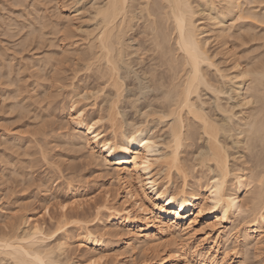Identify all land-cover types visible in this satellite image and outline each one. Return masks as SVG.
Instances as JSON below:
<instances>
[{"label": "bare ground", "instance_id": "6f19581e", "mask_svg": "<svg viewBox=\"0 0 264 264\" xmlns=\"http://www.w3.org/2000/svg\"><path fill=\"white\" fill-rule=\"evenodd\" d=\"M15 1L17 3L20 2V5L23 4V0ZM33 1L30 5L31 7L35 3ZM208 1L195 0V5H193V0H96L93 12V19L96 20V24L90 32L88 31L85 34V38L83 37L82 47L79 44L81 49H77V52L79 50L81 52H78L80 54H74L78 56H73V61L76 67L79 68L80 65L82 66L81 70L84 69L83 71H88L93 75L95 87H98V91L109 98L107 99L106 115L104 116V122L107 125H97L98 121L101 122L104 118L102 115L97 120H85L82 114L83 110L74 107V102L76 101L74 100V102H71L70 111L65 115L66 122L73 127V131L68 132L67 139L76 151L84 148L89 159L99 160L98 164L102 165L104 170L113 171L114 177L112 175L108 179L111 180L112 178L116 181L115 184L118 186V191L112 190V187H107L104 190L103 202H99L101 204L93 202L94 217L92 216L91 220H89L90 224L88 223L89 221H75L79 226L77 228L78 232H73L71 229L66 228L69 223L74 221H67V212L64 210L65 205H62L64 211L62 210V216L56 222V228L51 231L48 230L50 232L43 229L37 220L29 221L30 217L25 220L24 223H27V227L22 232L18 231L19 228L6 224L9 227L8 230L5 231L3 229L0 232V264L6 259L7 263L9 260L12 264H64V260L62 261L59 257V260L55 258L56 254L54 252L57 251L58 254L64 255L67 249L74 244L76 247L82 246L91 250L88 255L85 254L84 258L79 257L78 259L70 260L69 263L67 261L65 264H97L102 259V254L97 251L98 249L101 252L105 251L102 247L106 243L114 242L117 247L116 250H119L122 244L118 243L122 241H125V244L131 250L138 247L144 255L148 253L146 251L151 252V255L156 257L153 264H228L229 255L232 254L235 246H227L220 251L219 258L221 259L217 261L218 259L214 257L217 255L218 247L213 246L218 241H221L219 240L220 238L214 237L211 243L212 238H210L208 230L212 228L200 233L202 228L197 227V222L199 221L202 224L210 218L215 223H222L227 221L230 216L235 215L243 217H240L242 219L240 221V229L232 237L224 236V241L230 239L234 242L239 239L243 246L257 244L262 241L264 237V50L262 51L263 54L262 52L260 54H251L253 52L256 53L257 50L255 51V49L257 47H262V42H260V46L258 44L254 45L257 47L253 52H251L253 48L250 46L251 55L248 54L249 51H247L248 55L245 52V57L248 56L249 60L243 64L240 58L241 52L236 57V50H234L238 48L237 46H242L252 40H261V33L254 32L256 28H254L253 24L258 23V20L254 22V19L249 17L250 15L252 17L255 16V18L258 17L264 23V15L258 13L259 11H256L257 13L254 12L257 8L251 7L252 5L250 4L252 1L253 5L258 1L261 3V1L254 2L256 0H249L250 2H248L251 6L247 7L245 5L247 7L245 9L246 12H244V8L240 7L241 3H239V0H220L219 2L222 1L223 4L220 7L218 6L219 8H216L214 4L209 7ZM201 2L204 3L202 5L209 10V13H206L207 23L200 24L201 26L199 27L196 25L195 16L198 15L197 10L199 8L197 9V7ZM45 3H47V0ZM49 3L47 6H49ZM43 5V9L46 10V5ZM31 7H29L30 9L26 15L33 14L31 17L38 18V20L35 21V19L30 17L25 22L23 21L24 23H21L19 28H27L26 36L28 38L25 36L17 44L21 45L22 48H18L21 51L26 49L33 39L36 40V49H38L37 47L41 48L40 45H43L44 49L47 46L45 51L39 52V57L37 55V58H34L35 60L32 59L33 57L30 58V61L33 60V64L32 62H29L31 64L28 63V68L31 65L36 68L38 78L43 77L42 81H37L39 87L34 90L35 95L39 93L47 94L52 91V88H60L58 86L61 80L59 78V68L55 69V67L59 66H57L58 63H55L58 61L57 55L62 54L66 49L64 45L56 43V38L57 40L62 39V35L65 32H60L61 24L63 23L59 15H57L59 13L56 12V15L53 13L55 19L52 20L49 16V18H46V15H41L35 4ZM53 8L56 9L58 7H52V11ZM252 8H254L253 11H251ZM55 9L54 11L60 10ZM40 10L42 9L40 8ZM239 11H241V15ZM242 11L245 14L248 13L247 15L249 16L246 17H249L254 22L253 24L247 21V23L245 22L242 25L246 20L243 22L241 20L246 18L245 16L242 17ZM44 16L46 17L44 18ZM238 18L241 23L240 21L236 23ZM46 19H49L50 23ZM139 20L142 22L137 25ZM15 22L17 23V19ZM11 24L13 27L14 23L12 22ZM207 25L210 26V31L214 32L217 42L219 38L222 39V45L225 46L224 50H226L225 53L235 55L236 58L231 66L234 70L232 78H236L238 81L231 78L229 75L231 73L228 72L229 74H227L224 71L225 69L221 68V70L220 67H217L218 64L215 66L216 63L210 58L212 55L209 54L211 51L207 52V39L202 36L205 31H209L207 28L209 26ZM11 26L8 27L12 28ZM134 26L141 29L140 33L143 36L137 40V33L136 36L134 35L137 37L135 40L138 41V44H136L137 48H135L141 51L136 53L134 50L133 53H136V58L141 60L143 57L141 55L144 54L143 51L145 53L149 52L146 59L150 60V64L148 68H143L140 73H143V77L149 74V83H147L151 84L157 91L154 94V99L157 103L151 100H147L146 103L144 101V109L146 111L149 106H151L150 108L153 107L152 114H156L159 110L158 120L163 123L166 121L167 125V130L163 134L164 138L162 134L158 135L160 129L157 132H153V126L150 127L149 124L151 123L148 124L147 121H130L128 125H125L121 118L120 109L122 107L120 104L123 103L121 99H123L122 96L125 90V78L134 75L138 83L140 82L138 69L136 70L134 68L135 65L133 67L130 61L132 51H129V49L131 45L126 40V36L129 33L130 35L132 34L131 31L134 30ZM8 29L5 31L7 34L10 32L8 35L9 38L10 36L12 38L14 34L11 29H9L10 31ZM5 31H3V34H5ZM133 32L135 34V31ZM213 32H211L212 35ZM256 35L260 37L257 38ZM131 39L134 41L133 38ZM6 49L8 47L5 49L0 47L1 63L2 58L6 56ZM8 56L7 58H9ZM242 56L244 57V55ZM21 58L23 60L25 57L22 56ZM10 61L12 62L13 60ZM13 63L6 65L7 68H4V71L2 68L3 63L0 64V70L4 72H1L2 75L7 77L2 76V79L5 78L3 80L5 82L2 81V83L5 84L7 82L6 85L11 86L10 88L5 86V88L3 84L1 85L3 87L0 88V97L11 98L6 105L7 107L5 105V108L2 106L5 111L7 108L11 109V111H16L17 117H15L16 115L14 117L17 119L19 117L20 122L23 120V124H27L28 127V124L31 126L32 122L30 123V120L32 121V117L37 115L34 111L36 107H31L30 105L32 104L27 102L28 95L26 98H22L23 95L20 96V93H24L23 91L26 88L24 90L19 88V86L22 87L20 83L17 84L16 89L12 86L20 78L16 79V75L14 77L15 82L13 77H10L14 70ZM14 64L22 66L19 63ZM28 64L26 63L25 65ZM54 64L56 65L55 67ZM205 65L208 68L209 66H214V73H217L215 76H218H216L217 79L213 78L214 82L208 77L207 69L205 70L207 66L205 67ZM18 67L15 68V71ZM23 67H20V70L17 69L16 72L19 73L20 71L21 73ZM78 70L80 71V68ZM55 71H58V74H55ZM71 71L78 73L77 70L75 72L71 69ZM50 72L51 74H49ZM20 73L18 76H22ZM224 79L228 82L231 81L230 89L232 92L238 96L243 95L241 101L244 100V104H250V100L252 101L251 105H254H250V110L247 113L245 112L244 114V111L240 110L239 112L243 111L242 115L237 116L232 110L234 106L230 107V103H227L228 106L224 104L231 97L228 94V99L225 102V98L223 100L220 97V94L225 96L227 93H225L223 88L224 86L227 88V82H221ZM32 80L34 81V79ZM17 88H19V93H17ZM142 88L138 86L137 93H134L135 96L131 100L133 107L135 106V101L139 99L138 94L141 95V91L145 89ZM203 89L210 90L214 95V110H218V113L222 114V116L220 115L222 117L220 118L222 119L221 121H217L215 119L216 116H213L214 111H212L213 113L211 112L213 107L209 112L212 115L203 108L202 104H206L201 99V95H204L201 94ZM241 89H243V93H240ZM53 91H56V89ZM53 91L52 93H54ZM48 96L45 98H48ZM4 97L0 100L6 104L7 102L4 101H8V99ZM80 97L78 95V98ZM18 98H20V101ZM78 98L77 100H79ZM42 99H44L43 96ZM154 107L157 109L156 113H154ZM33 111L35 115L32 113ZM31 113L33 116L30 115ZM148 113L149 111L141 114H146L145 116H147ZM8 128L4 130L7 131ZM10 131L12 132L9 128L8 134L7 132L0 133V157L6 156L3 161L4 163H13L9 164L11 167L12 165L15 166L14 160L8 158L4 152L13 147L18 148L17 144H21V141H19L18 138L20 137L18 136H9ZM235 131H237V134L234 133ZM32 134H34L33 131ZM226 138L237 141L236 152H231L234 149L231 145L235 142L229 145ZM195 139L196 141L198 139L203 140L204 144L199 146L197 143L196 152L194 155L192 153L190 158L182 157V149L186 148L187 145L190 146V143L194 142ZM23 149V152H20L22 154L25 151V148ZM26 152L24 155L27 154ZM229 152H231V155ZM44 153L42 152V157ZM43 158L45 159V157ZM4 167L2 165L3 169ZM190 173L192 175H194L193 173H199V175L204 173V175L203 177L199 175V177H195L197 176L196 174L192 176V180L190 179ZM247 193L250 196H247ZM244 194H247L245 196L248 198H244ZM245 199H248L247 202H244L246 201ZM79 208L81 210L82 206L74 207L73 205L69 210L72 211V215L77 216ZM70 211L68 213L71 214ZM102 215H104V218ZM97 221L99 222V229H101L99 230L100 232L92 228ZM90 225L92 226L90 227ZM215 231L217 230L215 229ZM219 231L221 232L222 230ZM55 233H58L57 237H55V243L53 245L47 244L48 238ZM193 236L195 237L193 245H187L188 243H181V241L177 240L189 239ZM106 237H117V239L107 242ZM204 244L207 245L205 246ZM54 254L55 257L53 256ZM134 264H140V262Z\"/></svg>", "mask_w": 264, "mask_h": 264}, {"label": "rangeland", "instance_id": "374dc122", "mask_svg": "<svg viewBox=\"0 0 264 264\" xmlns=\"http://www.w3.org/2000/svg\"><path fill=\"white\" fill-rule=\"evenodd\" d=\"M45 1L46 0H36V1L34 0L33 2H35V3H33L32 7L35 4L37 9H39V12L41 13V15L44 14L47 16V17L44 16V18L50 17V19H52V20H54L55 19L54 16L57 13H59L57 15H59V18L62 20L61 22L63 23V24H61V31L60 32H65V33H64V35H62L63 33L61 34L63 36L62 39L57 40V38H56V43L58 42L62 46L64 45V48L66 50L62 54L57 55L59 62L57 61L55 64L58 63L57 66H59V67H55L56 65L54 64L55 69L59 68V70H58L59 76H60L59 78L61 80H60L59 85H58V83H57V85L60 88L56 87L55 88L56 91H53L55 89L52 88L51 90L54 93H52V91H51V92H48L47 94L39 93V94L35 95L34 90L37 87H39V85H37V81L38 82L42 81L43 77L38 78L39 76H37V74H36V68H34L33 65H31V67H29V68H28V66H29V64H31L29 62H32V64H33V60L30 61L31 60L30 58L31 57H33L32 59H34L35 57L37 58V55L39 57V52L42 53L43 50L45 51L47 46L44 49V46L40 45L41 48L37 47L38 49L39 48L40 49L39 50L36 49L35 47L37 45H35L36 40H34V39H33V41L31 40V42H30L31 44L28 47L26 46L27 48L22 50V51L20 50L22 48L21 45H18L20 43V41H22L25 38L26 30H27L26 27H24L22 29L19 28V27H21V23H24L27 18H30L31 16H33V14L32 15H26V13L28 14L27 11L30 9L29 7H31L30 5L32 4V0H23L22 1L23 4H21V5H20V2L17 3V1L14 2V0H0V47H4V49L8 47V49H6L7 51H5L6 56L2 58L3 60H1L3 63V65H2L3 71H4V68L5 69L7 68L6 65H8L9 63L14 62V63L22 64V66L18 65V64H14V63L12 64L14 70L12 72L13 74L12 73L10 74V77L12 76L13 80L15 82H16V80L14 77H16V75H17L16 79L19 77L20 78L22 77L21 80L19 78L20 81L17 80L18 82L15 83L16 86L13 83H12L13 84L12 86L16 89V87L18 86L17 84L20 83L22 87L19 86V88H21L22 90H24L26 88L23 91L26 96L24 95V93H20L21 95L20 94L19 95L20 96L23 95L22 98H26L28 95L27 102H30L32 104L30 106L31 107L35 106L37 109H39V110H37L35 108V110H34L35 113L37 114L36 116L38 118L36 116H33L34 111L32 112L33 114L32 113L30 114L31 116H33L35 118L33 121V117H32V121L30 120V123L32 122L31 126H29V124H28V127H27V124L26 125L23 124V120H21V122H20L19 117H18V119L15 118V117H17V113L15 114L16 111L15 112L11 111V109L9 110L8 108L6 109V111L4 110L5 106L8 104L9 100H11V98L9 99V97L6 98V96L5 97L2 96L5 99H8V101H4L5 99L3 98L4 99L3 101L7 102L6 104L3 103L2 100H0V130H1L0 133L2 134V133L7 132V134H8V131L10 128V130H12V132L11 131L9 132V134H10L9 136H12V135L14 137L18 136V137H20V138H18L19 141H21L20 142L21 144H17L18 145V148L16 147L17 149L15 147H13L12 149L5 150V152H4L8 158H12V160H14L15 166L12 165L10 167L9 164L11 162L10 163L9 162L4 163L3 159L6 156L0 157V159H1L0 162L3 161L2 163H4V164L0 163L1 164V166H0V170H1L0 171V232H2L3 229L5 231L8 230L9 224H10V226L12 225L14 228L15 227L19 228L18 231L22 232L24 230V228L26 229V227H27V223H24L25 220H27V217H30L29 221L37 220V222L39 224H41L43 229H45L47 232H50L52 229L56 228L55 227V226H57L56 222L58 221V219H60L64 210H66V212H67V216H66L67 221L68 222L74 221L72 223H69L66 228L71 229L73 232H78L77 228L79 226H78V224L75 223V221L79 220L78 222H82V221L88 222L89 220H91V218L94 214L93 213L94 212L93 211L94 210L93 202L94 203L97 202L96 204H101L103 202L102 200L104 199V190L107 187H112V190L118 191V188H117L118 186H117V184H115L116 181L112 178H111V180L108 179V177H110L112 175L114 177L113 171L112 170H109V171L104 170L102 165L98 164L99 160L89 159L87 156L86 150L84 148L83 149H81V148L77 149V151H76V149L73 146H71V144H69L70 142L67 139V134H68V132L73 131V127L71 124L66 122L65 115H67V113L70 111L71 102H74V100H76V101L74 102L75 106H74V104H73V106L77 109L83 110L82 114L84 115V118L87 121L90 119L97 120L100 117H102V116L104 117L106 115V105L108 103L107 99H109V98H107V96L103 95L100 91H98V87H95L93 75L88 71H83L84 69L81 70L82 66H80V65H79V68H80V71H79L78 70L79 68L74 65V61H73V56H78V55H74V54H77L79 51L81 52V50H79L77 52V49H81L82 44L84 42L85 34L88 31L90 32L96 24V22H95L96 20L93 19V12H94V6L96 4V0H51V1L47 0V3H45ZM194 1L195 0H193V5H195ZM207 1L208 0H206V2ZM219 1L220 0H217V1L216 0H209L207 4L209 5V7H211L214 4V5H216L215 6L216 8H219L223 4L222 1L221 2H219ZM248 1L249 0H239V3H241L240 7L244 8V12H246L245 9L248 6L250 7L252 5L251 7H254V8L256 7L257 9L254 10V8H252L251 11H253V10H254V12L259 11L258 13H260L261 15H264V0L263 1L260 0L261 3L258 0L254 1V2L258 1L257 3H254L255 5H253L252 0H251L252 2L249 1L251 5L249 4ZM42 2H44V3H42ZM214 2H216V3H214ZM48 3H49V6H47ZM43 4L46 5V7H47V9L45 8L46 10L43 9V6H44ZM202 4L204 5V3L201 2L200 5H198V7H197V9L199 8L197 10L198 15L195 14V15H197V16H195V18L197 20L196 25H198L199 27L201 25L207 23V14L206 13H209L208 12L209 10L205 9V6H203ZM55 5H57V6H55ZM52 7H58V8H56V9L53 8V11H52ZM40 8L42 10H40ZM19 9L22 11H20ZM54 9L55 10L60 9V10L54 11ZM239 10H241V9H239ZM244 12L242 14V17L249 16V15H247L248 13L245 14ZM239 13L241 15V11H239ZM23 14H25V15H23ZM205 14H206V16H205ZM249 17H251V19L253 18L254 22H256V20H258L257 22L259 23V21H260L258 19V17L255 18V16L252 17V15H250ZM31 18H33V17H31ZM248 18L247 17L242 18V19L240 18L242 20V22L246 19L242 23V25H244L245 22L247 23V21L248 22L250 21V24L254 23L253 21L250 20V18L248 20ZM16 19H17V23L15 22ZM33 19H35V21L38 20V18H33ZM48 20L46 19V21H48ZM239 21L240 20L238 18L236 23H239ZM12 22L14 23L13 27L11 26ZM140 22H142V21L139 20L137 25L140 24ZM49 23H50V20H49ZM240 23H241V21H240ZM258 23L253 24L255 26L254 28H256L254 30V32H256V33L258 32V34L261 33L263 35L262 36L260 34V36H261L260 39L262 41L260 39H258L260 41L252 40L253 42L250 41L246 44H243L242 46L239 45L240 47L237 46L238 48L234 49L237 51V52L235 51L236 57H238V55L241 54L240 58L242 61L240 59L239 60L242 62V64L244 62L246 63L247 60H249L248 56L245 57V52H246V55H248V54L251 55V54H257V53L260 54V52H262L264 50V23H262V21H260L259 24ZM5 26H7L6 29H5ZM8 26H11L13 29L8 27ZM207 26H209V25H207ZM8 28L11 29V32H13V34H14L12 36V38H11V36L9 38L8 34L10 32H8V34H7L5 31ZM135 28H136V26H134V30H133V31H135V34L133 31H131L133 36H132V34L130 35V33H129L127 36L130 40L127 38V36H126V40L128 42H130L131 48L129 49V51L130 50L132 51V54L130 55V58H131L130 61H131V64H133V67L135 65L134 68L136 70L138 69L137 72H139L138 75L140 77L139 78L140 82L138 83V81L134 78L135 77L134 75L133 76L130 75L129 78L128 77L125 78V90H124L123 96H122L124 100L121 99L123 101V103L121 102L122 104H120L122 107L120 109L121 118L124 121L125 125L126 124L128 125V123L130 121L131 122H135V121L136 122L137 121H139V122L144 121L145 122V121H147L148 124L151 123V124H149L150 127L153 126L152 127L153 132L154 131L157 132V130L160 129V131H159L160 134L158 133V135H161V134L163 135L164 132L167 130L166 129L167 125H166V121H164V123H163V122L158 120L159 110L157 112V109H155V107H154V113H156V112L157 113L152 114L153 107L150 108L151 106H149L148 108H146V111L148 110L150 114L148 113L147 116H145L146 114H141V113H147L148 112V111L146 112L144 109L145 108L144 107V101L146 103L147 100L148 101L151 100L154 103H157L154 99L155 98L154 94H156L157 91L153 88V86H151V84H148L149 83V74L145 75V77H146L145 78L142 76L143 73L142 74L140 73L143 71V68L144 69L148 68V66L150 64V60L148 58L146 59L147 55H149L148 54L149 52L145 53L144 51H143L144 54L141 53L142 54L141 57L143 56L141 58V60H140V58H136V56H137L136 53L141 51V50H139V49L136 50V48H137L136 44H138L137 43L138 41L135 40V38H137L135 36L137 33V36H138L137 40H139L140 37L142 38L143 34L141 35V33H140L141 29H139V28L135 29ZM207 28L209 31H205V34L202 33L203 34L202 36L207 39V43H208V44H206L207 52L211 51L209 53L210 55H212L210 58H212V61L214 63H216L215 66L218 64L217 67H220V69L222 68L223 70L225 69L224 70L225 73L226 72H227V74L231 73L229 75L232 78L234 70L232 69L231 66L233 65L232 62H234V59L236 57L234 54H230L227 52L225 53L226 50H224L225 46L222 45V39L219 38L218 42H217V38H215L214 32L210 31L211 30L210 26ZM137 29H138V31H137ZM3 31H5V34H3ZM211 32H213V35ZM260 36H258V37H260ZM26 37L28 38V36H26ZM256 37H257V35H256ZM5 38H7V39H5ZM8 38H9V40H8ZM131 38H133L134 41H132ZM62 40H64V41H62ZM82 40H83V42H82ZM46 42H48V41H46ZM260 42H262V44ZM13 44H14V46H13ZM79 44L81 45V47L79 46ZM255 44H258V46H260L259 44H261L262 47L259 48L257 46H254ZM33 45H35V46H33ZM134 45H136V46H134ZM245 45H246V47H245ZM42 46H43V48H42ZM133 46H134V49H133ZM220 46H222V47H220ZM250 46H252L253 49H251ZM256 47L259 49V51ZM18 48H20V49H18ZM35 49L38 51L36 52ZM246 49H248V50H246ZM254 49H255V51L257 50L256 53L253 52ZM134 50L136 53H133ZM247 51H249L248 54H247ZM250 51L253 53L250 54ZM263 52H262V54H263ZM238 53H240V54H238ZM78 54H80V53H78ZM227 54H229V55H227ZM7 55H9L8 56L9 58H7ZM242 55H244L245 59ZM22 56L25 57V58H23V60H21ZM10 57H12V58H10ZM9 59L13 60V61L11 62ZM142 59H144L145 61ZM132 60H134V61L132 62ZM25 62L27 64L28 63L29 64L25 65L26 64ZM2 63L0 62V64H2ZM48 64H50V63H48ZM206 66L207 65H205V67ZM16 67H18L17 69H19V70H20V67H23L21 69V73L18 70L19 73L22 74V76L21 75L18 76L19 73L16 72L17 69L15 71ZM47 67H49V66L47 65ZM73 67H75V68H73ZM213 67L214 66H209V68H208V66H207L205 68V70L207 69L206 73H207L208 77L210 79H212L214 82V79L215 78L217 79L218 76L217 75H216L217 77L215 76V74H217V73H214L215 68H213ZM71 69H73L74 71L77 70L78 73L77 74L74 73L73 71H71ZM227 69H228V71H227ZM3 71L0 70V88H2L3 86L4 87L8 86V85H6L7 82L5 84L2 83V81L5 79V78L2 79V76L6 77L5 75H2L1 72H3ZM58 71L57 72L55 71V74H58ZM53 72H54V70H53ZM14 73H15V76H14ZM49 74H51V72ZM72 75H73V77L75 76L74 77L75 79L72 77ZM32 79H34V81ZM232 79H234V78H232ZM234 80L238 81L236 78ZM222 81H224L225 83L227 82L226 83L227 88H226V86L223 87L225 90V93L226 92L227 93L225 94V96H224V94H220V97H222L223 100L225 98V100H224V102H225L228 99V94L231 96L229 98V100H227L224 104L226 105L227 103L228 104L230 103L231 104V105L229 104L230 107L234 106L232 110H233V112L236 113L237 116H239V115L241 116L242 115L241 113L243 111H244V114H245V112L247 113L250 110V107L254 105V104L251 105L252 101L250 100V104L249 103L247 105L244 104L245 101L244 100L241 101V99H243L242 98L243 95L242 96L240 95L241 96L240 97V96L236 95L234 92H232V90L230 89V86L232 84L231 81L228 82V81H225V79L221 80V82ZM3 82H5V81H3ZM32 83H34V84L32 85ZM146 83H147V86H146L147 89L145 87ZM2 84H3V86L1 87ZM143 84H144V86H142ZM34 85H35V87H34ZM138 86H141V87H143L142 89H144V88L145 89L141 91V93H142L141 95L138 94L139 95L138 96L139 99L137 100L138 102L135 101V106L133 107L131 100L135 96L134 93H137V87ZM8 87L10 88L11 86L9 85ZM19 88H17V91ZM149 88H151V89H149ZM57 89H59V90H57ZM30 90H31V92H30ZM229 90H230V92H229ZM242 90L243 89H241L240 93L241 92L243 93ZM17 93H19V91ZM77 94L79 95V97L80 96L81 97L78 98ZM201 94H204L203 96L201 95V99L204 101V103H206V104H202L205 111L208 110L207 112L209 113L210 109H212V107H213V110H211V112L214 111V113L212 112L213 116L217 117V118L215 117V119H217V121H219V120L221 121L222 119H220V118H222L221 117L222 114H220V112L218 113V110H216V111L214 110L215 109V106H214L215 103L213 101H214L215 97H213L214 95L212 94V92L210 90H207V89L204 90L203 89ZM0 96H1V94H0ZM42 96L45 100L42 99ZM47 96H48V98H45ZM2 97H0V99H2ZM233 97H236V98H233ZM77 98L79 100H77ZM145 98H147V99L145 100ZM18 99L20 101V98H18ZM39 100H40V102H38ZM106 100H107V102H106ZM205 100H206V102H205ZM101 102L102 103L104 102V103L102 104ZM233 102H235V103H233ZM241 102H243L242 103L243 107L241 106ZM207 103H209V104H207ZM228 104H227V106H228ZM232 104H234V105H232ZM2 105L3 106L5 105L4 108ZM235 105H237V106H235ZM238 106H241L242 108L238 107ZM102 107H104L105 109ZM41 110H42V112H41ZM240 110H243V111L239 112ZM7 112L8 113L14 112V113L8 114ZM40 112H41V114H40ZM212 113H209V114L212 115ZM38 115H40V116H38ZM8 116H9V118H8ZM9 119H12V120H9ZM13 120H16V121H13ZM18 120H19V122H17ZM140 120H142V121H140ZM104 121H105V117L102 119L101 122L98 121L97 125H99V126L101 124H104L102 126L107 125ZM35 123H37V124H35ZM9 125H11L12 127ZM5 127L6 128L9 127L7 131L4 130V129H6ZM12 128L15 130H13ZM33 129L36 130L37 132L34 131ZM2 130H4V132H2ZM32 131L34 134H32ZM16 132H18V133H16ZM234 133L237 134V131H235ZM162 137L164 138L165 136L163 135ZM234 137H236V136H234ZM226 139H227V142H229V145H231L232 143L235 142L234 143L235 145L234 144L231 145L232 148H234V149L232 151L231 150L230 151L232 153H233V151L236 152L235 150H237V146H238V144L236 146L237 141L236 140L233 141L231 138L230 139L226 138ZM197 143L200 146V144L201 145L204 144V141L200 140V139H198V141H196V139L194 140V142L192 141V143H190V146L187 145L186 148L184 147L182 149V157L184 156V158H186V157L190 158L192 156V153L194 155V153L196 152V149H197ZM23 148H25V151H27L26 153L27 154L29 153V155H27V154L24 155L25 151L23 154L20 153V152H23V150H24ZM73 149H75V150H73ZM42 152L43 153L45 152L44 156H43V157H45V159L42 157ZM231 152H229L230 155H231ZM8 154H9V156H8ZM0 155H1V152H0ZM11 164H13V163H11ZM2 165H3V167L5 166L6 168L4 167V169H3ZM11 170H13V171L15 170L14 171L15 173L13 171L10 172ZM193 174L194 175H192L191 173L189 174L190 179H192V180H193L192 176H195L196 174H197V176H195V177H199V176L203 177V175H204V173H202V174L200 173V175H199V173H193ZM175 178H178V177H175ZM247 194H244V198L246 197L245 195H247ZM247 196H250V195L248 194ZM242 197H243V195H242ZM246 198H248V197H246ZM247 200L244 202H247ZM99 202H101V203H99ZM62 205L66 206L64 210L62 208ZM73 205H74V207L82 206L81 210H80V208L78 209L79 217H77L78 215L77 216L72 215V211L69 210L70 207H72ZM69 211L71 212V214L68 213ZM242 215H245V214H242ZM102 217L104 218V215H102ZM240 217L243 218L242 216H236V215L230 216V218H228L227 221H223L222 223H215L214 220H210V218H208L202 224L199 223V221H198L197 227L202 228V230H200V233L204 230H208V228H212L211 230H208L209 236H210V238H212L211 243L213 242L214 237L217 236L216 238H220L219 240H221V241H218L213 246V247H215V246L218 247V251L216 252L217 255L214 257V258L218 259L217 261H220V259H221V258H219L220 257V251H222L227 246L230 247V246L234 245L235 248H234V250H232V254L229 255V258H228L229 263L228 264H264V237L262 238L261 242H259L257 244H250L247 246H243L239 239L235 240L234 242H232V240H230V239L228 241L223 240L224 236L232 237L234 235V233L238 232V230L240 229L239 228L240 224H241L240 221H242V219ZM211 219H212V217H211ZM88 223L90 224V221ZM91 226L92 225H90V227ZM92 228L95 231L101 230V229H99L100 226H99L98 221L96 222L95 225L92 226ZM215 229L217 231H215ZM48 230H50V231H48ZM219 230H222V231L220 232ZM57 235H58V233H55L52 237L48 238V240L46 241L47 244L50 243V245H53V243H55V241H56L55 237H57ZM106 239H107V242L109 240L115 241V239H117V237H113V238H111V237L107 238L106 237ZM177 240L181 241V243L182 242H184L185 244L188 243L187 245H189V244L193 245L194 244L193 240H195V237L193 236L189 239L183 238V239H177ZM118 244H122L119 250H116L117 247H116V245H114V242L113 243H106L102 247L105 249V251L101 252V250L98 249L97 251H99L100 254H102V259L97 264H134L136 262H140V264H153V262H155V260H156V257L151 255L152 253L149 251H146L148 253H145L146 255H144L141 253V250L138 247L135 248L134 250L129 249V247H127V245L125 244V241L119 242ZM204 245L206 246L207 244H204ZM90 250L91 249H85L82 246L76 247V245L74 244L67 249V251H66V253H64V255L58 254V252L56 251V252H54L56 254V257H55V254L53 256L58 260H59V258L62 261L64 260V264H65V262L68 261L67 263H69L70 260L78 259L79 257L84 258L86 255H88ZM4 261L1 263L2 264H8L10 262L9 264H12L11 261H9V260L7 263L6 262L7 259Z\"/></svg>", "mask_w": 264, "mask_h": 264}]
</instances>
